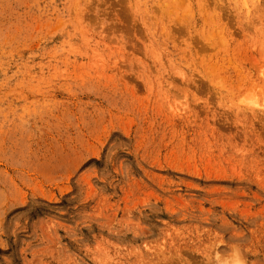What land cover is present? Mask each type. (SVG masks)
<instances>
[{
	"label": "rangeland",
	"instance_id": "obj_1",
	"mask_svg": "<svg viewBox=\"0 0 264 264\" xmlns=\"http://www.w3.org/2000/svg\"><path fill=\"white\" fill-rule=\"evenodd\" d=\"M0 264H264V0H0Z\"/></svg>",
	"mask_w": 264,
	"mask_h": 264
}]
</instances>
